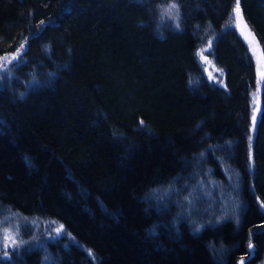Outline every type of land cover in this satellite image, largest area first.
I'll return each mask as SVG.
<instances>
[{
	"label": "trees",
	"instance_id": "16d2710c",
	"mask_svg": "<svg viewBox=\"0 0 264 264\" xmlns=\"http://www.w3.org/2000/svg\"><path fill=\"white\" fill-rule=\"evenodd\" d=\"M235 4L0 0V264L263 261L264 78ZM239 7L264 59V0Z\"/></svg>",
	"mask_w": 264,
	"mask_h": 264
},
{
	"label": "rangeland",
	"instance_id": "374dc122",
	"mask_svg": "<svg viewBox=\"0 0 264 264\" xmlns=\"http://www.w3.org/2000/svg\"><path fill=\"white\" fill-rule=\"evenodd\" d=\"M232 17H233V23L238 28V32L241 33L240 34L241 37L244 39V41L246 42V44L249 47V51L251 52L252 57H253L254 62H255L257 74L259 77H261V72L264 71V59H263L261 50L259 52V46L256 43V41H254L253 35L245 27L242 15H240V16L235 15L234 9H233ZM245 37H247V40L245 39ZM248 41H251V45L248 43ZM208 48H209V43H205L198 50V54L201 57L200 59H201V64H202L203 70L207 74V77H209L210 79H214L215 81L218 79L220 81L221 80V74L218 71V68L212 62L209 55L206 53ZM6 228L10 229V227H6ZM10 230H12V229H10ZM257 264H264V259H263V261L258 262Z\"/></svg>",
	"mask_w": 264,
	"mask_h": 264
},
{
	"label": "snow or ice",
	"instance_id": "6c2138e0",
	"mask_svg": "<svg viewBox=\"0 0 264 264\" xmlns=\"http://www.w3.org/2000/svg\"><path fill=\"white\" fill-rule=\"evenodd\" d=\"M175 12V17L178 20L179 18V4L178 3H172L169 8L166 10L167 13H172ZM234 14L237 16L242 15L241 14V10L239 7V0H236V4H235V8H234ZM176 27L179 28V23L176 24ZM245 39L247 40V37H245ZM248 43L251 45V41H248ZM261 77L264 78V71L261 72ZM143 123V122H141ZM203 155V154H202ZM54 223V222H52ZM56 233H61L63 231V225H60L59 227L55 228ZM65 236H67V233H64Z\"/></svg>",
	"mask_w": 264,
	"mask_h": 264
},
{
	"label": "water",
	"instance_id": "95a60500",
	"mask_svg": "<svg viewBox=\"0 0 264 264\" xmlns=\"http://www.w3.org/2000/svg\"><path fill=\"white\" fill-rule=\"evenodd\" d=\"M259 91H260V89H258V91H257V92L259 93Z\"/></svg>",
	"mask_w": 264,
	"mask_h": 264
}]
</instances>
